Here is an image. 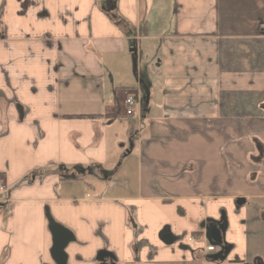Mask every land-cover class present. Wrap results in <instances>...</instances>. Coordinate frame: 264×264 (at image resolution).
<instances>
[{
    "label": "crops",
    "instance_id": "obj_1",
    "mask_svg": "<svg viewBox=\"0 0 264 264\" xmlns=\"http://www.w3.org/2000/svg\"><path fill=\"white\" fill-rule=\"evenodd\" d=\"M0 179V264H264V0H0Z\"/></svg>",
    "mask_w": 264,
    "mask_h": 264
},
{
    "label": "water",
    "instance_id": "obj_2",
    "mask_svg": "<svg viewBox=\"0 0 264 264\" xmlns=\"http://www.w3.org/2000/svg\"><path fill=\"white\" fill-rule=\"evenodd\" d=\"M221 231H222V225H209L206 228V237L208 239V241L213 244V245H217L220 246L222 248V250L224 251V253H227V248L226 246H224L222 244V235H221ZM63 242H65V238L59 240L56 249H55V256L59 259V264H65V256L61 250ZM214 259H217L216 257H218V254L214 256ZM224 255L218 257L223 259Z\"/></svg>",
    "mask_w": 264,
    "mask_h": 264
},
{
    "label": "built area",
    "instance_id": "obj_3",
    "mask_svg": "<svg viewBox=\"0 0 264 264\" xmlns=\"http://www.w3.org/2000/svg\"><path fill=\"white\" fill-rule=\"evenodd\" d=\"M124 111L126 115H134L137 112L139 105L131 92H127L123 99ZM5 188L3 181L0 179V189ZM207 251L215 252L216 247L213 244H208L205 248Z\"/></svg>",
    "mask_w": 264,
    "mask_h": 264
},
{
    "label": "trees",
    "instance_id": "obj_4",
    "mask_svg": "<svg viewBox=\"0 0 264 264\" xmlns=\"http://www.w3.org/2000/svg\"><path fill=\"white\" fill-rule=\"evenodd\" d=\"M68 117H76V118H94L96 115H73Z\"/></svg>",
    "mask_w": 264,
    "mask_h": 264
}]
</instances>
